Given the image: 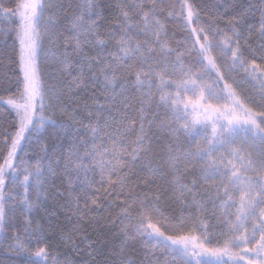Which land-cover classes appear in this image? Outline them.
Segmentation results:
<instances>
[{
  "label": "snow or ice",
  "instance_id": "snow-or-ice-1",
  "mask_svg": "<svg viewBox=\"0 0 264 264\" xmlns=\"http://www.w3.org/2000/svg\"><path fill=\"white\" fill-rule=\"evenodd\" d=\"M0 264H264V0H0Z\"/></svg>",
  "mask_w": 264,
  "mask_h": 264
},
{
  "label": "trees",
  "instance_id": "trees-1",
  "mask_svg": "<svg viewBox=\"0 0 264 264\" xmlns=\"http://www.w3.org/2000/svg\"><path fill=\"white\" fill-rule=\"evenodd\" d=\"M5 2L7 3L8 0H5ZM244 2H247V0H244ZM254 22L258 23V14L256 17V20ZM11 42V41H9ZM65 135L64 132H62L60 129L58 128H50L47 135L45 136V140H47L50 143H59L58 137H63ZM61 219H63V217H61ZM23 259L22 257H11L12 261H18Z\"/></svg>",
  "mask_w": 264,
  "mask_h": 264
}]
</instances>
